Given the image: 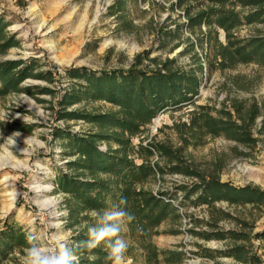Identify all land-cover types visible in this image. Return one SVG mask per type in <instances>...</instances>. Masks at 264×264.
Instances as JSON below:
<instances>
[{
    "label": "trees",
    "instance_id": "trees-1",
    "mask_svg": "<svg viewBox=\"0 0 264 264\" xmlns=\"http://www.w3.org/2000/svg\"><path fill=\"white\" fill-rule=\"evenodd\" d=\"M140 1L115 0L110 6L119 29L125 31L132 27L130 9L137 8ZM157 4L164 6L160 1ZM169 8L185 12V28L197 40L194 42L190 36L182 40L184 26L178 21H175V29L163 23L155 30L159 47L164 48L178 39L169 49L172 52L185 42L179 54L188 55L189 61L181 64L176 56L151 57V52L144 50L134 56L126 69L99 73L87 68L69 69L68 73L75 81L59 96L58 108L54 109L56 120L64 121L65 126H55L52 132L54 138L61 141L66 160L65 170H57L55 184L65 196L69 212L67 223L71 228L82 226L76 228L71 244L77 245L86 239L84 233L93 222L92 212L103 210L122 196L126 198L127 210L134 216L123 235L138 245L147 264H182L184 259L181 250L159 248L152 241L154 235L162 232L159 229L163 224L170 226L165 230L168 233L180 232V207L167 197L166 192L149 187L167 170L197 178L198 182L180 186L187 199L195 197V205L213 206L215 202L226 201L264 208L263 189L252 185L235 186L214 174H203L183 155L186 147L202 145L207 136H224L237 147L254 148L259 140L255 131L264 133V103L237 100L230 109L197 103L205 77L214 69L225 70L249 63L264 68V35L243 37L236 33L243 25L264 23V0H175ZM9 25L10 22L0 15V99L19 93L39 99L38 94L54 93L48 87L24 85L29 78L52 81V71L38 70L39 64L34 59L6 58L10 49L21 45L17 36L8 30ZM219 28L225 32L224 42L218 39ZM234 80L237 87H248L246 83ZM94 102L101 106L89 107ZM77 104L80 106L73 108ZM189 106L193 107L190 120L177 126L182 146L156 139L146 145L142 141L134 144L133 139L141 136L160 113ZM258 118H261L259 126ZM79 120L87 123L89 129L71 130L68 123ZM0 126L32 131L30 126L17 121L0 122ZM155 155L165 160L164 166L154 160ZM242 224L248 226L246 222ZM202 236L229 239L231 244L225 255L233 257L237 264H264V253L259 255L251 247L248 232L216 231ZM255 236L264 242V229ZM29 238L33 236L21 223L5 222L0 230V263L9 253L23 251ZM132 249L128 248V252ZM76 255L79 264H111L103 243L92 250L78 248Z\"/></svg>",
    "mask_w": 264,
    "mask_h": 264
},
{
    "label": "rangeland",
    "instance_id": "rangeland-1",
    "mask_svg": "<svg viewBox=\"0 0 264 264\" xmlns=\"http://www.w3.org/2000/svg\"><path fill=\"white\" fill-rule=\"evenodd\" d=\"M172 1L175 0H141L137 8L130 7L129 17L133 25L124 31L118 28L116 18L110 13V6L115 0H0V15L10 22L8 30L21 41L19 47L9 50L6 58L34 59L39 64L38 70L52 71V81L29 78L24 85H39L54 91L52 94H38L39 99L25 93L0 99V122L17 121L32 129L26 132L0 126V156L9 151L15 161L21 163L16 167H0V230L5 222L14 221L21 223L35 242L42 241L57 230L72 242L76 228L82 226L71 228L67 223L69 212L65 196L55 184L57 170H65L66 160L61 141L52 135L55 126H65L64 121L56 120L54 109L58 108L59 96L75 81L68 70L87 68L99 73L126 69L134 56L144 50H149L151 57L176 56L181 64H185L189 61L188 55L179 54L185 42L170 52V47L178 39L160 48L155 36V30L163 23L175 29V21H178L184 26L181 29V34H184L182 40L186 36L194 42L197 40L185 28V12L169 8ZM203 29L207 30L205 26ZM236 33L243 37L264 35V23L243 25ZM217 36L225 41L222 29H217ZM198 51L203 54L202 48L199 47ZM210 61H214L213 56ZM234 79L240 84L246 83L248 87H237ZM237 100L264 103L262 66L249 63L225 70L214 69L205 77L197 103L216 109H230ZM91 106L101 105L94 102ZM192 109L189 106L160 113L141 136L133 139L134 144L142 141L146 145L156 139L180 146L182 141L177 126L190 120ZM260 120L256 121L258 126ZM68 126L74 132L86 131L90 127L82 120L71 121ZM255 134L259 140L254 148L237 147L235 142L224 136H207L202 145L186 147L183 155L203 174H214L221 181L235 186L252 185L264 190V133L257 134L255 131ZM154 160L165 165V160L159 159L158 155L154 156ZM5 177H9L8 181ZM193 182H198L197 178L167 170L160 180L149 185L154 191L160 189L166 192L167 197L180 207L182 214L180 232L168 233L165 230L170 226L163 224L159 229L162 232L152 237L153 243L159 248L181 250L184 253L182 264H237L233 257L225 255L231 244L229 239H206L202 234L242 230L250 234L248 242L257 254L264 253V242L255 236L264 229V208L226 201L215 202L213 206L195 205V197L187 199L180 187ZM37 185L44 189L38 191L35 188ZM243 222L248 226L244 227ZM126 230L127 225L121 236L127 241L128 248H133L130 252L127 250L126 260L130 264H147L138 245L123 235ZM22 252L15 250L9 253L0 264H20Z\"/></svg>",
    "mask_w": 264,
    "mask_h": 264
},
{
    "label": "clouds",
    "instance_id": "clouds-1",
    "mask_svg": "<svg viewBox=\"0 0 264 264\" xmlns=\"http://www.w3.org/2000/svg\"><path fill=\"white\" fill-rule=\"evenodd\" d=\"M92 223L84 233L86 239L71 244L58 230L42 241L29 238L19 257L20 264H79L78 248L92 250L102 243L111 264H130L126 260L127 241L121 236L134 216L126 208V198L119 197L103 210L91 213Z\"/></svg>",
    "mask_w": 264,
    "mask_h": 264
},
{
    "label": "bare ground",
    "instance_id": "bare-ground-1",
    "mask_svg": "<svg viewBox=\"0 0 264 264\" xmlns=\"http://www.w3.org/2000/svg\"><path fill=\"white\" fill-rule=\"evenodd\" d=\"M21 163L16 162L15 159L13 158V156L11 155V153L9 151H7L6 154H2L0 156V167H4V166H12V167H16V166H20ZM9 177H5V180L8 181ZM8 183V182H7ZM35 188H37L38 191L43 190L44 188L40 187V186H35ZM11 192V191H10ZM9 192V193H10ZM11 195V194H10ZM14 195V193L12 194ZM11 195V196H12ZM14 199V197H13Z\"/></svg>",
    "mask_w": 264,
    "mask_h": 264
}]
</instances>
